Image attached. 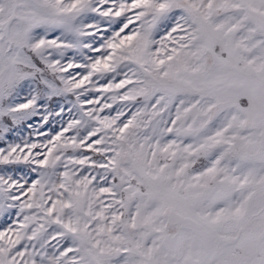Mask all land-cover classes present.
I'll use <instances>...</instances> for the list:
<instances>
[{"label":"snow or ice","instance_id":"6c2138e0","mask_svg":"<svg viewBox=\"0 0 264 264\" xmlns=\"http://www.w3.org/2000/svg\"><path fill=\"white\" fill-rule=\"evenodd\" d=\"M0 264H264V0H0Z\"/></svg>","mask_w":264,"mask_h":264}]
</instances>
